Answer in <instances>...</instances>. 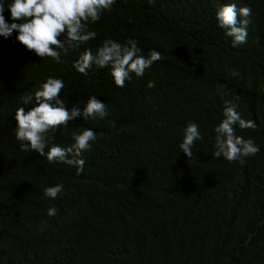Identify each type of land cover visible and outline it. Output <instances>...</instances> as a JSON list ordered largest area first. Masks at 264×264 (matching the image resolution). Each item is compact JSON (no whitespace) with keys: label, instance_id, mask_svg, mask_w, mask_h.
<instances>
[{"label":"trees","instance_id":"trees-1","mask_svg":"<svg viewBox=\"0 0 264 264\" xmlns=\"http://www.w3.org/2000/svg\"><path fill=\"white\" fill-rule=\"evenodd\" d=\"M227 3L252 9L236 47L216 18ZM89 30L96 38L61 52L60 63L28 50L15 30L0 36V264H264V0H115ZM107 38L134 39L145 57L155 49L163 59L124 87L110 67L87 76L73 67ZM49 76L63 80L68 109L82 111L90 96L107 107L47 136L68 147L74 132L96 133L80 174L25 152L15 136V110L35 106L22 98ZM226 101L256 124L235 125L259 148L243 164L213 155ZM192 123L202 139L189 158L179 146ZM56 184L63 191L46 196Z\"/></svg>","mask_w":264,"mask_h":264},{"label":"clouds","instance_id":"clouds-1","mask_svg":"<svg viewBox=\"0 0 264 264\" xmlns=\"http://www.w3.org/2000/svg\"><path fill=\"white\" fill-rule=\"evenodd\" d=\"M155 0H149L154 3ZM115 0H11L7 5L10 9V23L5 15V4L0 0V36L9 38L14 30L18 32L16 39L28 50L34 51L41 58L51 57L57 63L61 61V52L67 53L69 49L79 51L82 45L96 38L97 33L89 30V21L97 22L101 13L111 11ZM237 12L243 17L238 22ZM252 15L250 7L237 8L236 3H227L221 6L216 13L219 26L225 29V35L232 38L234 47L246 43L248 36V17ZM19 21V22H17ZM163 59L162 54L153 49L145 57L134 39L120 43L107 38L97 46L95 53L91 48H84L73 67L87 76L93 65L104 68L110 67L111 75L117 87H124L130 73L143 76L146 69L153 62ZM155 86V81H149L148 87ZM64 89L62 79L49 76L41 83L34 95L24 96L23 104H34L27 111L24 107L15 110L16 139L22 142L25 152L35 150L45 156L50 163L60 162L76 167L77 174L82 173L85 160L81 158L82 151L91 147V142L97 139L96 133L86 128L73 133L74 144L68 147L59 145L49 146L47 136L61 127H66L69 121L78 116L84 119L99 115L101 118L108 115L107 107L97 96H90L81 111L77 105L68 109L65 100L60 98ZM223 120L214 128L216 158L223 156L229 162L244 163L243 157L255 155L259 148L249 138L238 136L235 125L241 129L256 128L252 120L241 118L240 113L226 101L223 109ZM197 139H202L198 126L189 124L183 133L180 148L191 158L192 148ZM48 149L47 152L45 149ZM63 191L62 184L46 187L45 195L55 199ZM57 213L55 206L48 209V215Z\"/></svg>","mask_w":264,"mask_h":264}]
</instances>
